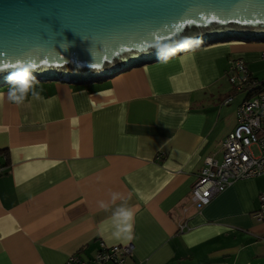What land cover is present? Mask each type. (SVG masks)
<instances>
[{"label": "crops", "instance_id": "0c3cea01", "mask_svg": "<svg viewBox=\"0 0 264 264\" xmlns=\"http://www.w3.org/2000/svg\"><path fill=\"white\" fill-rule=\"evenodd\" d=\"M262 51L219 41L100 81L39 80L43 99L29 94L20 106L0 87V264L90 259L100 240L134 243L121 264H264V220L253 215L264 173L232 181L201 208L190 199L244 98L226 68L242 59L251 71ZM112 192L134 212L131 240L113 218L121 200Z\"/></svg>", "mask_w": 264, "mask_h": 264}, {"label": "water", "instance_id": "95a60500", "mask_svg": "<svg viewBox=\"0 0 264 264\" xmlns=\"http://www.w3.org/2000/svg\"><path fill=\"white\" fill-rule=\"evenodd\" d=\"M227 40L264 41V0H0V65L31 61L39 80L100 81Z\"/></svg>", "mask_w": 264, "mask_h": 264}, {"label": "built area", "instance_id": "2783aa9c", "mask_svg": "<svg viewBox=\"0 0 264 264\" xmlns=\"http://www.w3.org/2000/svg\"><path fill=\"white\" fill-rule=\"evenodd\" d=\"M264 58V51L261 53ZM229 81L236 91H246L236 110V123L222 140V159L205 157V164L193 182L190 199L201 208L232 181L264 173V78H254L242 59H233L226 69ZM260 85L258 87H255ZM227 101V100H225ZM3 167L0 166V171ZM260 206L253 215L264 220V191L259 195ZM188 224L178 223L180 231ZM134 243H107L100 240L98 249L90 259L77 252L69 254L66 264H121L132 253Z\"/></svg>", "mask_w": 264, "mask_h": 264}, {"label": "clouds", "instance_id": "9594fccd", "mask_svg": "<svg viewBox=\"0 0 264 264\" xmlns=\"http://www.w3.org/2000/svg\"><path fill=\"white\" fill-rule=\"evenodd\" d=\"M173 54V50H169L165 54ZM158 55H161V52L158 51ZM7 72L8 80V91H7V100L11 103L16 104L17 106L23 105L28 98L29 94L34 100H42L41 90L37 89L38 84L40 83L36 75H34L35 69L31 61H17L11 69H5L4 66L0 65V73ZM112 202L115 203L117 200H121V204L113 212L114 219H120L125 225V234L128 240H131L133 237L131 235L133 229V219L134 212L131 208L127 207L126 201L123 199V196L119 192L111 193ZM102 210H108V204L104 201H101L99 204Z\"/></svg>", "mask_w": 264, "mask_h": 264}, {"label": "rangeland", "instance_id": "374dc122", "mask_svg": "<svg viewBox=\"0 0 264 264\" xmlns=\"http://www.w3.org/2000/svg\"><path fill=\"white\" fill-rule=\"evenodd\" d=\"M230 41H233V40H230ZM247 41H251V42H255V43H264V41H258V40H247ZM192 50V49H191ZM187 52V51H186ZM174 56H178V55H174ZM172 56V57H174ZM167 58H170V57H167ZM164 59V58H163ZM161 59V60H163ZM166 59V58H165ZM154 62V61H153ZM255 64H254V67L251 69L252 73L257 76L258 78H264V58H262L261 56H259V58H257L255 60ZM229 79V78H228ZM230 83V86H232V83L230 81H228ZM8 84H5V85H2L0 87H3V86H7ZM228 85V84H227ZM229 86V85H228ZM246 91H241L239 92L238 94H234L235 96H237V98L239 99L240 96L242 97V94L243 96H246L245 95ZM219 160L222 159V154H221V157H217ZM263 178H264V174H263Z\"/></svg>", "mask_w": 264, "mask_h": 264}, {"label": "trees", "instance_id": "16d2710c", "mask_svg": "<svg viewBox=\"0 0 264 264\" xmlns=\"http://www.w3.org/2000/svg\"><path fill=\"white\" fill-rule=\"evenodd\" d=\"M228 68V67H227ZM226 68V69H227ZM251 75L254 77V78H257L259 79L257 76H255L254 74H252L251 72ZM260 85H257L255 87H258ZM7 163H8V155H7V151L6 150H0V166L3 167V170L6 168L7 166ZM3 170H1L0 172H2Z\"/></svg>", "mask_w": 264, "mask_h": 264}]
</instances>
